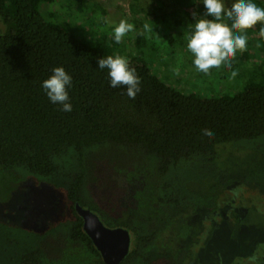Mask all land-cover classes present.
Instances as JSON below:
<instances>
[{"label": "trees", "instance_id": "1", "mask_svg": "<svg viewBox=\"0 0 264 264\" xmlns=\"http://www.w3.org/2000/svg\"><path fill=\"white\" fill-rule=\"evenodd\" d=\"M184 1L191 4L188 20L203 13L201 0ZM255 2L264 7V0ZM59 13L80 16L82 38L57 24ZM171 14L146 12V20ZM93 16L107 22L106 9L94 0H0V208L12 209L29 182L48 186L63 202L59 216L40 230L0 218V264H105L77 204L105 226L129 230L130 252L120 264H185L191 250L182 242L192 232L191 214L217 210L219 196L234 184L264 190L260 25L248 30L250 46L225 69L251 65L242 91L219 98L183 94L138 55L128 59L142 80L132 100L97 68V58L115 55L122 42L110 35L84 38ZM56 66L73 77L71 113L50 103L40 87ZM204 130L213 137L205 138ZM226 144L254 151L259 160L241 171L220 167L217 147ZM141 177L150 181L148 215L125 204L133 189L139 197Z\"/></svg>", "mask_w": 264, "mask_h": 264}, {"label": "rangeland", "instance_id": "2", "mask_svg": "<svg viewBox=\"0 0 264 264\" xmlns=\"http://www.w3.org/2000/svg\"><path fill=\"white\" fill-rule=\"evenodd\" d=\"M108 13L106 18L93 16L84 30L87 40L101 36H113L112 28L120 20H127L135 25V30L128 33L115 55L127 59L141 55L149 66L151 73L165 82L169 87L183 94H196L205 98H219L234 95L242 91L249 72V63L239 65L232 77L231 71L224 68L214 71L211 76L196 73L186 51L187 26L194 20H188L185 10L189 2L184 0H94ZM88 4V3H87ZM230 7V3L227 4ZM58 8V7H57ZM43 11L47 7L43 6ZM153 11V12H152ZM172 12L168 17L146 20V12ZM81 15V14H80ZM100 15V14H98ZM79 15L59 13L57 24L73 36L82 38ZM143 25V26H141ZM147 25V28H145ZM141 37L138 46L137 38ZM92 42V41H90ZM248 41L247 47L250 46ZM259 65L261 64L258 62ZM179 69V72L174 69ZM220 157L218 165L241 171L259 160L258 153L243 150L236 144L217 147ZM150 181L139 178L135 182L129 202L134 212L148 215L153 212V203L149 201ZM57 193V192H56ZM48 186H34L27 183L17 191L11 208H0V218L18 222L20 225L40 230L61 212L60 195ZM137 196V197H136ZM60 198V199H59ZM63 206V205H62ZM184 223V221H183ZM187 225L192 227L191 235L182 242L191 250L190 258L185 264H252L264 260V190L257 186L234 184L219 196L217 210L205 209L191 214ZM187 235L182 233L181 237ZM171 248L177 243L168 242Z\"/></svg>", "mask_w": 264, "mask_h": 264}, {"label": "clouds", "instance_id": "3", "mask_svg": "<svg viewBox=\"0 0 264 264\" xmlns=\"http://www.w3.org/2000/svg\"><path fill=\"white\" fill-rule=\"evenodd\" d=\"M201 3L203 13L193 12L194 22L187 26L186 51L194 71L211 76L221 68L232 69L237 53L247 50L248 30L260 25L258 33L264 37V7L258 6L255 0H201ZM134 30V24L120 20L112 28L114 42L120 44ZM97 65L99 70H106L111 88H123L132 100L141 92V77L127 58L103 55L97 58ZM174 71L178 74L179 69ZM231 75L235 77L237 72L232 70ZM40 87L49 102L57 105L60 111H73L69 92L73 87V77L63 66L53 67L51 75L41 82ZM202 135L211 139L214 134L204 130Z\"/></svg>", "mask_w": 264, "mask_h": 264}, {"label": "water", "instance_id": "4", "mask_svg": "<svg viewBox=\"0 0 264 264\" xmlns=\"http://www.w3.org/2000/svg\"><path fill=\"white\" fill-rule=\"evenodd\" d=\"M76 211L84 222V231L100 252L105 264H120L129 254L131 235L125 228H109L103 224L99 215L79 204Z\"/></svg>", "mask_w": 264, "mask_h": 264}, {"label": "flooded vegetation", "instance_id": "5", "mask_svg": "<svg viewBox=\"0 0 264 264\" xmlns=\"http://www.w3.org/2000/svg\"><path fill=\"white\" fill-rule=\"evenodd\" d=\"M252 264H264V260H262V261H260V262H255V261H253Z\"/></svg>", "mask_w": 264, "mask_h": 264}]
</instances>
